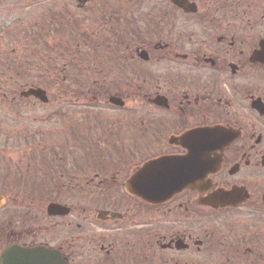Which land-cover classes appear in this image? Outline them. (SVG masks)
<instances>
[{
    "label": "flooded vegetation",
    "instance_id": "obj_1",
    "mask_svg": "<svg viewBox=\"0 0 264 264\" xmlns=\"http://www.w3.org/2000/svg\"><path fill=\"white\" fill-rule=\"evenodd\" d=\"M147 1L56 0L45 52L62 66L40 87L21 73L34 50L18 0H0V264H264V0ZM58 89L75 97L60 132ZM31 103L44 120H26ZM197 131L211 132L193 151ZM192 152L169 201L129 190L149 162Z\"/></svg>",
    "mask_w": 264,
    "mask_h": 264
},
{
    "label": "rangeland",
    "instance_id": "obj_2",
    "mask_svg": "<svg viewBox=\"0 0 264 264\" xmlns=\"http://www.w3.org/2000/svg\"><path fill=\"white\" fill-rule=\"evenodd\" d=\"M58 1H59V3L56 5V4H54L56 2V0H18L19 5H16V7L19 8V14H20V19H21L22 39H25L24 36L27 34V38H29L31 40V46L34 50V53L40 54V56H37V58H32V59L30 57H24L26 53L24 55H22L20 61H26L27 64H29V65L24 66V67H26V70H22L21 73L23 75V74H25V71H30L29 70L30 68L33 69V68H35V66L41 64L42 66H38V67H39V69L45 68L44 72L42 70H40V75H38V76L33 74L34 78L32 79L34 81H37V80L39 81V79H40L41 83H43L46 79L47 80L49 79V81H50V78H49L50 73L55 72V70H54L55 68H60V66H62V63L60 60L59 61L55 60V61L46 62V57L50 56V54H49V52H45V44H46V37L45 36H46L47 32L45 31V26H43V24L46 25V21L48 20L49 8H50L49 6L54 4L53 7L56 6L58 8L53 9V11L57 12V11H59V8L61 7L60 4L62 2L65 1V2H68L70 4H72V3L74 4L76 0H58ZM158 1L159 0H150V1H147V3L148 4L158 3ZM16 7H14V9H16ZM9 9H10V13H11L12 9L11 8H9ZM48 41L51 42V44L55 47V50L57 52H59V54L62 53V52L58 51L60 41H59V38H57V35L53 34L51 36V38L47 40V42ZM30 52H33V51H30ZM34 53H33V55H34ZM30 66H32V67H30ZM45 71H46V73H45ZM72 76L74 77V73L72 74ZM54 77L55 76H53V78ZM26 78H27V76L25 78H23L21 81L24 82L26 80ZM69 82H70L69 83V89H75L76 90L77 86H76V83H74V80H70ZM61 87H63V85ZM73 91L74 90L67 91L64 89H58V90H54L52 92L53 98H54L52 101V114H53L52 124H53L54 130L57 132L61 131V122L63 121L62 118L66 116V115H64V116H62V115L65 114L66 109L69 108V106L67 105L68 102L62 103V100L67 99V98H75ZM14 94L13 95L8 94V97L10 99H12ZM76 96H78V94H76ZM57 100H58V102H57ZM82 104H83V107L89 106V104H84V103H79V104L73 103L72 107H76V106L80 107V105H82ZM30 105L31 106H25L23 108V111H24L23 114L25 116H27L26 120H28V121L34 120L35 121V120H39V119L44 120L46 118V115L48 113H47L45 107H43L40 104L37 106H33V103H31ZM97 105H100V103H98ZM96 109L99 112L96 113V111L93 110L94 116H95V114H97L102 119H103L102 115H104L106 117L109 115H113V111H111V110L107 111L103 107H97ZM87 110H90V109H87ZM136 112L140 113V109L138 108L136 110ZM69 114H71V112H69ZM27 126L34 130L35 127L36 128H44V123L41 125L40 124L34 125V124L30 123ZM18 156H19V160L23 161L24 159L27 158V153H24L23 151H21V153H19V154L11 155L12 158L13 157L17 158ZM26 189L22 188V190H24V191H26ZM41 191H45V189H41Z\"/></svg>",
    "mask_w": 264,
    "mask_h": 264
},
{
    "label": "water",
    "instance_id": "obj_3",
    "mask_svg": "<svg viewBox=\"0 0 264 264\" xmlns=\"http://www.w3.org/2000/svg\"><path fill=\"white\" fill-rule=\"evenodd\" d=\"M173 2L186 12L187 0H173ZM22 97H34L46 101V92L41 89H31L22 94ZM115 102V100H112ZM211 131H197L188 134L183 141H192L196 151L205 145V134ZM213 141H216V130H213ZM198 154L192 152L190 158L185 159H160L148 163L129 185V190L152 204H161L171 199L176 193L190 185V174L193 170L192 158ZM145 185V186H144Z\"/></svg>",
    "mask_w": 264,
    "mask_h": 264
},
{
    "label": "trees",
    "instance_id": "obj_4",
    "mask_svg": "<svg viewBox=\"0 0 264 264\" xmlns=\"http://www.w3.org/2000/svg\"><path fill=\"white\" fill-rule=\"evenodd\" d=\"M29 52V51H28ZM34 53V52H33ZM33 53L31 54V53H27V55H26V57H30L31 59L32 58H37V56H40V54L39 53H34V55H33ZM57 60V59H56ZM55 61V60H54ZM58 61V60H57ZM21 65H22V68H23V66H27V65H29V64H27V62L26 61H21ZM39 65H41V64H39ZM39 65H37V66H35V68H33V70H30V72L29 73H31V72H33V74L34 75H36V76H38V75H40V70H42L43 72H44V70H45V68H40L39 69ZM45 65V64H44ZM30 67H32V66H30ZM29 67V68H30ZM30 69H32V68H30ZM35 70V71H34ZM45 73H46V71H45ZM34 80H30L29 79V83H35L37 86H40V87H45L46 85H47V80H45L43 83H41L40 82V79H39V81L37 80V81H34ZM76 92V91H75Z\"/></svg>",
    "mask_w": 264,
    "mask_h": 264
}]
</instances>
